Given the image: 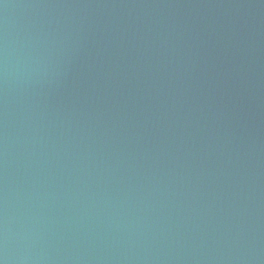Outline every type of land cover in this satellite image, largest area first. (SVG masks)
<instances>
[{
	"label": "water",
	"instance_id": "water-1",
	"mask_svg": "<svg viewBox=\"0 0 264 264\" xmlns=\"http://www.w3.org/2000/svg\"><path fill=\"white\" fill-rule=\"evenodd\" d=\"M0 264H264V0H0Z\"/></svg>",
	"mask_w": 264,
	"mask_h": 264
}]
</instances>
